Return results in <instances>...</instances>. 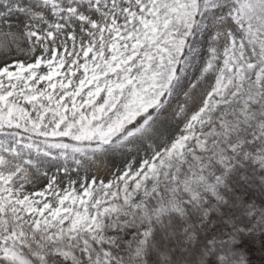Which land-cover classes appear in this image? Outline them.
<instances>
[{
  "label": "snow or ice",
  "instance_id": "obj_1",
  "mask_svg": "<svg viewBox=\"0 0 264 264\" xmlns=\"http://www.w3.org/2000/svg\"><path fill=\"white\" fill-rule=\"evenodd\" d=\"M0 52V264H264V0H0Z\"/></svg>",
  "mask_w": 264,
  "mask_h": 264
},
{
  "label": "rangeland",
  "instance_id": "obj_2",
  "mask_svg": "<svg viewBox=\"0 0 264 264\" xmlns=\"http://www.w3.org/2000/svg\"><path fill=\"white\" fill-rule=\"evenodd\" d=\"M13 56H15V53H13ZM4 53L0 52V63H3L5 59ZM21 59L23 57H20ZM11 62V60H9ZM179 100H174L173 101V106H175L176 103H178ZM169 113H165L164 118H168ZM163 119V118H162ZM119 163L118 160H106V159H97L91 167L94 169L95 173L100 176L101 178L107 179L111 172L113 171V165Z\"/></svg>",
  "mask_w": 264,
  "mask_h": 264
}]
</instances>
